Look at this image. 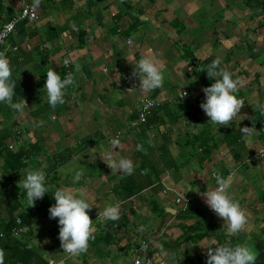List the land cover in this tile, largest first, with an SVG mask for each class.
Here are the masks:
<instances>
[{
  "label": "crops",
  "instance_id": "obj_1",
  "mask_svg": "<svg viewBox=\"0 0 264 264\" xmlns=\"http://www.w3.org/2000/svg\"><path fill=\"white\" fill-rule=\"evenodd\" d=\"M24 3L33 5L34 0H0V25L17 15ZM35 8L38 19L18 26L0 46V53L9 58L13 69L15 99L26 102L22 114L12 108L13 113H6L7 103H0V118L25 117L21 123L25 136L20 132L19 148H28L36 141L39 144L40 153L36 159H28L27 170L40 168L46 160L47 181L74 178L79 171L86 183H96L97 192L102 178H128L132 174L111 168L104 159H118L120 155L132 159L141 143L152 147L156 159L161 138L167 135V152L177 168L164 169L157 186L128 199L147 195L150 205L154 202L171 218L165 217L164 226L159 224L166 236L150 239L148 255L154 264H173L166 252L175 253V264L186 260L197 264L207 253L195 250L204 239L200 243L182 239V227L195 221L176 218L180 211L175 203L178 196L191 198L190 206L222 236L220 244L246 242L256 255L255 264H264V154L260 155L264 150V111L260 109L264 105V0H40ZM135 22L138 25L131 30ZM146 55L163 66L164 80L162 86L143 92L135 88L140 81L133 73L138 59ZM216 57H220L221 67L240 81L238 96L244 102L240 114L220 126L209 121L200 107L205 93L196 76L198 63ZM65 58L72 60L68 67L63 63ZM76 64L80 65L78 72ZM49 68L58 73L63 69L73 72L75 84L68 86L71 94L66 91L63 105L43 113L40 108L47 103L43 85ZM155 90V99L175 108L177 119L171 121L165 116L164 125L142 130L143 124L135 119L137 107ZM183 90L187 93L181 97ZM252 111L259 113L261 128L245 135L239 145L228 147L222 137L233 125L245 124ZM205 127L213 136L207 156L187 145ZM114 137L121 141L116 148L110 144ZM61 156L64 163L48 173L50 163ZM32 160L39 165L34 167ZM216 171L225 177L235 172L230 194L246 209L248 217L237 236L223 234L224 219L205 203L203 192L215 187L212 173ZM218 242L213 239L211 246ZM121 245L122 241L105 244L79 261L127 264L134 250L127 259ZM36 252L52 264L49 256Z\"/></svg>",
  "mask_w": 264,
  "mask_h": 264
},
{
  "label": "clouds",
  "instance_id": "obj_2",
  "mask_svg": "<svg viewBox=\"0 0 264 264\" xmlns=\"http://www.w3.org/2000/svg\"><path fill=\"white\" fill-rule=\"evenodd\" d=\"M40 0H34L33 7H38ZM65 65L72 63V60L65 58ZM75 69L78 72L80 65L76 64ZM209 78L213 82L203 87L205 98L200 107L210 118L209 121L220 126L227 125L238 114L244 102L238 96L240 81L233 77V73L227 68L221 67L220 57L211 60L204 68ZM133 75L139 76V86L143 92L151 91L162 86L164 80L163 66L152 57L142 56L136 62ZM75 84V75L73 72L67 73L63 78L54 69L49 68L46 72V82L43 89L46 92V102L55 108L57 105H63L66 100V91L68 86ZM186 95V93H184ZM16 93V80L13 76V69L9 58L0 53V103H7L13 110L23 113L26 102L19 99ZM175 99V97H173ZM151 101L144 104L147 108ZM264 111V105L260 106ZM253 127L244 126L240 131L244 135H251ZM121 143L118 137L110 140L113 148ZM142 146L137 145V150ZM111 168L128 174L134 171V161L124 155L119 158L109 156L104 159ZM215 178V187L208 188L203 192L205 203L219 216L224 219L222 226L223 234L226 236H237L246 227L248 217L246 209L242 207L238 200H235L230 194V186L235 172L225 177L221 172L212 173ZM82 173L77 172L74 179L80 181ZM23 190L26 195L28 205H33L37 199H42L45 193L51 192L55 203L49 207L50 218H58L59 239L64 252L70 255H79L87 250L89 241L95 239L93 220L89 215V209L93 204L86 198L83 191L76 192L71 187L60 186L52 190L47 182L46 171L43 168H31L25 171L22 176ZM122 202L107 203L100 215L105 220H118L121 214L120 204ZM146 247V245L144 246ZM207 247V264H255L256 255L251 246L246 242L233 243L225 242L215 246ZM170 255L175 264V253H165ZM0 264H3L0 259Z\"/></svg>",
  "mask_w": 264,
  "mask_h": 264
},
{
  "label": "trees",
  "instance_id": "obj_3",
  "mask_svg": "<svg viewBox=\"0 0 264 264\" xmlns=\"http://www.w3.org/2000/svg\"><path fill=\"white\" fill-rule=\"evenodd\" d=\"M137 25L138 24L135 22L133 25L130 26V29H136ZM212 59L214 58H209L201 63H198L197 65L198 70L196 71V76L204 87L210 85L213 82V79L209 78L206 69L201 68H204L207 64H209ZM64 70L65 69L61 70V72L59 73L62 74V77L67 74V71ZM67 93L68 95L71 94L70 91H67ZM156 95L157 91L155 90L152 98H155ZM50 109L53 108L48 103H46L41 106L40 112L44 113ZM174 109H172L169 104H162L159 107L155 108L151 112L147 122L143 124L141 129L144 130L145 128H149L151 126L164 125L165 116H167L168 119L170 118L171 121L176 120L177 115L173 112L175 111ZM173 116L174 119H171L173 118ZM136 118L137 117H135V119ZM261 121L262 120L259 118V113L255 111L250 112L245 124L241 126L233 125L231 129L226 132L222 137V142L225 143L228 147L239 145L243 137L245 136L241 133L240 128L244 126L253 127L254 132L257 128H261ZM19 138V131L12 132L7 129L0 131V158L3 160L2 169L8 173L5 175L4 178L0 179V196L9 194V185L21 179V176L24 171L23 169L28 167V159H36V157L40 153L38 149V141L30 145L28 148L20 147L18 150L15 151L10 150V143H7L8 140L14 139V142H17L19 141ZM161 139L162 143L157 148L159 156L156 159L153 154L155 152L153 151L151 146L148 147L147 145L141 143V150H135V152L133 153L132 160L134 161V165L137 166L134 169L133 173L128 178H125V180L120 181L118 184H115L113 186L112 190L117 201H126L147 188H153L157 186L160 181L159 176L161 175V172L164 169L177 168V166L169 158V154L167 152V147L169 143L168 136L164 135ZM212 139L213 136L211 135L210 129L208 127H205L198 135L188 140L187 145L191 146L192 148H199L201 150V153L207 156L210 154L212 149L208 146L209 142L212 141ZM64 161L65 159L61 156L60 159L55 160L54 163H50L47 172L50 173L51 171L55 170L58 166L63 164ZM37 164L38 162H33L34 167ZM47 182L51 185L52 190H55V188H57L53 186V183L51 181ZM26 201L27 199L24 190L18 199H13L12 207L9 212L11 220L5 227L10 235L13 233L14 229L25 228L28 230L35 223H38L44 218L50 217L49 207L50 205L55 203V199L52 193H45L42 199H37V204L34 205L28 212H22L16 218H13L14 214L20 209H22V205ZM151 206L157 216L161 217L162 215H164V210H161L154 202H152ZM176 218L183 221H195L192 225L182 227L183 240L200 241L205 238H212L214 240L219 241L218 244H220L222 236L214 232L216 227L214 225H211L198 209L190 206L184 211L180 210L177 213ZM17 219L20 220V224L16 223ZM119 225H127V220L125 219L123 223H119ZM10 237L7 236L5 244L3 243V247L7 250V255L0 257V259H2L3 261V264H49L48 261L41 254L36 252V250L30 245L28 241H23L15 238L11 239ZM109 238V234L105 236V238H103L105 239L107 244L111 243ZM89 243L92 244V240H90ZM207 255L208 253L200 257L199 263L197 264H207ZM182 264L196 263L190 260H186Z\"/></svg>",
  "mask_w": 264,
  "mask_h": 264
},
{
  "label": "rangeland",
  "instance_id": "obj_4",
  "mask_svg": "<svg viewBox=\"0 0 264 264\" xmlns=\"http://www.w3.org/2000/svg\"><path fill=\"white\" fill-rule=\"evenodd\" d=\"M163 40L166 41L165 38ZM6 105L7 109L6 107L2 106L3 113H5V109L7 110L6 113H13L11 107L8 104ZM184 109L185 107L181 108L180 111H183ZM12 117L13 118L10 120L0 118V131H3L5 129L12 132L19 131L21 132V136H25L24 127L21 125V123L24 122L23 119H25V117H21V115H14ZM7 143L12 144V151H15L19 148L18 142H14V139L8 140ZM41 165L42 166H40V168H43L45 170L48 163L46 160H43ZM23 170L26 171L27 168H24ZM6 174L8 173L2 169V160L0 158V179L4 178ZM99 179L100 178H98V180ZM47 180H49V178H47ZM121 180L123 181L125 180V178H102L101 186L99 185L100 181H98L99 183L97 192H95L96 183L94 181H87L86 183L85 178H81L80 181H76L74 178H57L58 183L51 180L53 181V184H56V187L66 186L71 187L72 190L76 192L83 191L84 193H86V198L89 200V202L93 204V207L88 211L90 212L89 215L93 220L95 229V239H93L92 244L89 243V245H93L94 247H88L86 251L75 256H68L61 247V241L58 236V218H44L38 223H35L30 229H26V231L20 233L17 236L13 234L10 235L9 232H7V229L5 227L11 220L9 212L12 207L13 199H18L23 192V185L21 180H19L17 185H9V194L0 196V257L7 255V250L3 247V243L5 244L7 236H11V239L15 238L23 241H28L36 251L49 256L52 264H82V262H80L79 260H82L83 258H85V256L96 253L98 250H101L100 246H105V244H107L105 239L103 238H105V236H107L108 234L111 243L116 241L123 242V245H121L122 255L127 259L130 258L131 255H133V250L143 240H156V238L161 237L164 238L166 235L164 234V232H162L159 224H163L162 226H164V223L167 222L164 221L165 217H170L162 215L161 217L155 219V216L157 214L153 212L152 207L149 204V197H147V195H142L141 199L135 198L134 200L132 199L121 203V214L118 220H105V218L100 215L107 203L117 202L112 189L113 186ZM81 187L87 189L83 190ZM37 202L38 201L36 200L33 205H28L27 201L24 202V204L22 205V209L17 211L14 214L13 218H16L22 212H28L34 205L37 204ZM125 219L127 220V225L120 226L119 223H123ZM198 242L200 243L201 241ZM212 242V238H205L204 242L200 243L197 247L195 246V250L200 253L207 252L206 246H211Z\"/></svg>",
  "mask_w": 264,
  "mask_h": 264
},
{
  "label": "built area",
  "instance_id": "obj_5",
  "mask_svg": "<svg viewBox=\"0 0 264 264\" xmlns=\"http://www.w3.org/2000/svg\"><path fill=\"white\" fill-rule=\"evenodd\" d=\"M38 19V13L35 7L32 4L24 3L20 12L13 16L10 20L4 22L0 25V46L3 45L8 38L15 32L18 26L23 23H31L35 22ZM195 64V62H194ZM68 67V65H66ZM184 93H187L186 90H183L182 96L184 97ZM148 101H151L147 108L144 107V104ZM161 103L157 101L155 98L152 97H144L139 101L137 107V123L138 124H145L150 116L151 112L159 107ZM9 149L12 150V144L9 145ZM264 154V150L260 152L262 156ZM191 198H185L178 196L175 200V203L179 206L180 210H186L190 206ZM17 224H20V220H16ZM26 231L25 228H17L13 230V235L17 236L20 233ZM146 245V247H144ZM151 242L149 239L143 240L135 249H134V256L132 260L127 264H154V260L151 256L148 255L150 251ZM68 256L69 253L65 252Z\"/></svg>",
  "mask_w": 264,
  "mask_h": 264
}]
</instances>
